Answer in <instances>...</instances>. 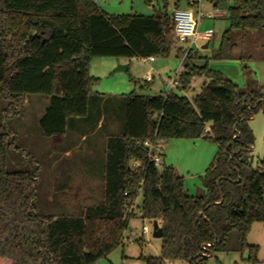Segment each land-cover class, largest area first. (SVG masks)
Instances as JSON below:
<instances>
[{"label": "trees", "instance_id": "1", "mask_svg": "<svg viewBox=\"0 0 264 264\" xmlns=\"http://www.w3.org/2000/svg\"><path fill=\"white\" fill-rule=\"evenodd\" d=\"M232 2L214 58L264 61V0ZM177 43L168 14L110 15L95 0H0V98L7 103L0 119V264H97L123 246L137 215L127 211L140 193L142 219L158 221L163 231L160 257L146 264H208L217 254L246 252L247 262L258 264L248 236L254 224L264 225V156L254 168L249 121L264 112V93L246 66L247 87L240 89L207 65L194 66L196 54ZM174 51L184 58L180 91L197 76L209 80L193 100L174 90L120 99L92 92L93 58L156 59ZM27 96L48 100L39 119L45 138L67 137L76 124L81 139L104 132L98 205L68 214L39 203V164L6 124ZM118 106L124 115L119 128ZM201 139L218 146L201 177L202 196H191L172 167L155 166L143 146ZM135 162L141 167L134 168Z\"/></svg>", "mask_w": 264, "mask_h": 264}, {"label": "rangeland", "instance_id": "2", "mask_svg": "<svg viewBox=\"0 0 264 264\" xmlns=\"http://www.w3.org/2000/svg\"><path fill=\"white\" fill-rule=\"evenodd\" d=\"M192 0H97V5L111 15H141L157 16L168 9L171 14L174 3L179 8L188 9V2ZM215 1V2H214ZM218 4L217 7L215 5ZM233 6L232 0H200V2L190 7L198 20V12H202L205 18L199 21L197 31L199 34L211 29L213 38L208 44L204 41L191 43H177V48L185 51L191 48L197 58L192 64L197 67L208 66L214 72L222 74L231 80L240 89L247 87L249 74L244 70L246 66L251 73L252 79L257 83V88L264 93V61H247L240 58L219 60L214 58L215 51L218 50L222 36L229 28V10ZM177 10V9H176ZM222 14L225 18L215 17ZM173 16V15H172ZM238 47L234 48V53L238 55L240 51V41ZM155 63L129 60L124 58H93L90 63V76L97 80L92 87L94 94L104 95L107 98L120 99L135 93L138 96H153L154 92L169 94V86L162 82V78L170 81L181 72H184L183 60L174 51L169 57H158ZM120 65L129 66L127 71H120ZM151 67L153 71H151ZM153 78L154 83L148 84L147 78ZM209 80L205 76H197L192 80L187 91H180L178 88L174 93L185 96L190 101L200 92L205 83ZM7 103L0 98V109ZM47 105V98L40 96H27L17 114L7 119V129H12L16 143L28 150L38 162L40 169L37 176V187L39 190V203H48L51 211L64 210L68 214H78L79 211L87 207L98 205L102 200V190L98 186L94 192H73L67 187H53L52 173L55 171L65 172L68 168L76 170L87 169L103 156L102 141L99 140L104 132L94 138H89L87 142L81 141V131L76 124L70 129L67 137L45 138L39 127V119ZM115 118L117 128H119L120 108L116 107ZM124 117V115H123ZM122 117V118H123ZM121 118V121H122ZM83 128V126H81ZM249 127L255 137L254 149L251 153V162L254 168L264 156V112L260 110L258 114L249 121ZM8 129V130H9ZM87 130V127L85 128ZM85 130V131H86ZM93 139V140H91ZM92 141L95 143L92 145ZM91 143V144H90ZM183 145L170 152L172 167L177 174L185 181V188L191 196H199L204 193L201 177L211 165L210 162L218 152V146L207 140H169L167 145ZM166 145V144H165ZM91 147V148H88ZM198 148V149H197ZM197 149V150H196ZM69 150L71 157H66L65 152ZM181 150V151H180ZM210 164V165H209ZM176 166V167H175ZM64 183L66 178H62ZM143 194L138 197L139 205L142 203ZM44 202V203H43ZM59 208V210L57 209ZM141 211L138 209L136 217L131 219L129 229L126 233L124 245L112 252L107 258L97 264H146L147 258H157L161 255L162 241L153 237V223L143 220ZM147 226L150 232L143 235V226ZM248 243L258 249V264H264V225L256 223L253 225L248 236ZM249 252L244 255L237 254H217L211 257L208 264H250L247 262ZM166 264H190L188 262H167Z\"/></svg>", "mask_w": 264, "mask_h": 264}, {"label": "crops", "instance_id": "3", "mask_svg": "<svg viewBox=\"0 0 264 264\" xmlns=\"http://www.w3.org/2000/svg\"><path fill=\"white\" fill-rule=\"evenodd\" d=\"M97 1V0H95ZM97 3V2H96ZM190 1L188 2L187 4V7L188 9H184V10H191L190 8ZM199 3V2H198ZM218 4L215 5V7H217ZM99 7V6H98ZM100 8V7H99ZM176 9H181L183 10V8H179V6L177 4L174 3L173 5V8H172V11H171V14L168 13V9L165 10L164 13L162 14H159L157 16H161V15H164V14H168L170 16L173 15L174 11ZM104 11V10H102ZM105 12V11H104ZM107 13V12H105ZM108 14V13H107ZM111 15V14H110ZM214 18L215 17H222V18H225L224 15L222 14H216L215 16H213ZM201 23L199 22V25ZM198 25V27H199ZM206 32H213L211 29H208L206 30ZM209 45H210V42H207ZM136 61H139V60H136ZM156 60L154 59V61H151V62H148L150 64L152 63H155ZM120 66H123V65H120ZM127 70L130 69V67L127 65ZM151 71H153V68L151 67ZM147 81V80H146ZM162 82L163 83H167V86H168V81L164 80L162 78ZM154 83V79L152 78V81L148 84H152L153 85ZM157 95H162V92L160 91L159 93L158 92H154L153 96H157ZM47 105H48V100H47ZM46 105V106H47ZM6 108L5 104L4 106L0 109V119L1 117H3V112H4V109ZM46 108V107H45ZM43 114V113H42ZM115 127V125L113 124L112 127ZM102 127V121L99 122L98 124V129H100ZM97 134H93L91 135L89 138H94L96 137ZM65 137V136H64ZM89 138H82L81 141H85L87 142ZM93 140V139H91ZM99 140L102 141V148L104 149L103 151L105 152V143H106V140L107 138L105 137V134L104 135H101V137H99ZM95 143V141H92V145ZM91 144V143H90ZM96 144V143H95ZM166 144V145H165ZM177 147H180L179 149H183V145H176V144H173V145H167V142H162L161 143V151H162V154L164 155V163L169 166L171 163H172V159L171 157L169 156L170 155V152L175 150V148L177 149ZM88 148H91V147H88ZM198 149V148H197ZM196 149V150H197ZM181 151V150H180ZM253 151V150H252ZM104 152H103V156L101 159H99V163L98 165L96 164V162H92V165L87 168V169H83V170H79V169H72L71 168H68L65 172L63 171H55L52 173V178L53 180V187L55 186H59V187H62L65 185V187H67L68 191H70V189L74 190L73 192H79V191H83V192H94V188L95 187H99L100 189H103V177H104V171H103V164H104ZM65 156L66 157H71L70 155V151L67 150L65 152ZM214 160V158H213ZM213 160H211L213 162ZM210 162V164L212 163ZM209 164V165H210ZM176 167V166H175ZM66 178V182L64 183V181H62L61 179L62 178ZM204 194V193H203ZM203 194L199 195V196H202ZM145 226V225H144ZM143 226V227H144ZM160 226V225H159ZM126 240V239H125ZM124 245V244H123Z\"/></svg>", "mask_w": 264, "mask_h": 264}, {"label": "built area", "instance_id": "4", "mask_svg": "<svg viewBox=\"0 0 264 264\" xmlns=\"http://www.w3.org/2000/svg\"><path fill=\"white\" fill-rule=\"evenodd\" d=\"M200 0H192L191 3H198ZM205 16L202 12H198V20L196 19V16L192 10H181L177 9L173 13V21H174V37L179 43H191V45L196 41H204V42H210L213 38L212 32H204L202 34H199L197 29L199 25V21H202ZM208 18L212 19L213 16H209ZM190 51H192L191 48L187 49L186 54H188ZM155 58H149V59H139L140 61L144 62H151L154 61ZM152 81V78L148 77L147 82L150 83ZM169 86V92L172 90L177 89L180 86V83L178 81V77L170 80L168 82ZM207 131H210V128L207 129ZM163 141L158 142H144L143 146L148 150V159L151 161H154L155 166L162 167L164 163L163 154L161 151V143ZM134 168H140L141 164L139 162H135L133 164ZM138 199L133 203L131 207L128 208L127 213L129 215L136 214L138 211ZM159 223V222H158ZM160 225V223H159ZM150 232V229L147 226L143 227V235H147Z\"/></svg>", "mask_w": 264, "mask_h": 264}, {"label": "water", "instance_id": "5", "mask_svg": "<svg viewBox=\"0 0 264 264\" xmlns=\"http://www.w3.org/2000/svg\"><path fill=\"white\" fill-rule=\"evenodd\" d=\"M209 47V44H206L204 46V49H207ZM120 71H127V67L126 66H120L119 67ZM246 160V158L244 159V161ZM153 237L155 239H162L163 237V231L162 228L159 226L158 221H154L153 223Z\"/></svg>", "mask_w": 264, "mask_h": 264}]
</instances>
